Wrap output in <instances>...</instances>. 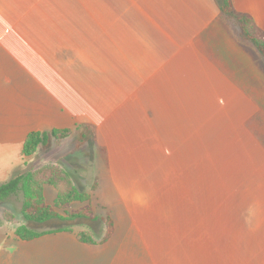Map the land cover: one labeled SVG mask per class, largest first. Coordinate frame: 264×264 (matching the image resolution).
<instances>
[{
	"label": "crops",
	"instance_id": "obj_1",
	"mask_svg": "<svg viewBox=\"0 0 264 264\" xmlns=\"http://www.w3.org/2000/svg\"><path fill=\"white\" fill-rule=\"evenodd\" d=\"M220 2L0 0V183L32 164L31 133L78 134L114 224L104 243L98 220L93 245L82 229L0 247V264H264V110L240 47L216 54L239 85L205 52ZM234 7L264 31V0Z\"/></svg>",
	"mask_w": 264,
	"mask_h": 264
},
{
	"label": "rangeland",
	"instance_id": "obj_2",
	"mask_svg": "<svg viewBox=\"0 0 264 264\" xmlns=\"http://www.w3.org/2000/svg\"><path fill=\"white\" fill-rule=\"evenodd\" d=\"M250 30L255 37L262 41L263 36L260 33L254 28ZM239 47L243 53H245V58H250L251 64L248 62V64L245 63V66L249 67V71L252 73V79L254 81L253 87L256 91L252 92L248 89V86L245 85V83L249 82L246 76L242 77L244 79V88L248 94L253 96V98L261 104V108L264 110V57L254 44L243 37L240 27L233 19H228L226 17V34L224 39H220L218 51L205 52L207 56L217 62L236 84L239 85V60L238 62L236 60V67L234 68L231 64L223 63L216 55L217 52L223 56L233 53L236 55V58H239ZM70 134L71 133L59 135V138H52L51 146L47 150H43L42 147H40L35 155L26 158L29 159V161L33 159L32 164L29 166L21 165L19 170L12 174L33 171L34 178L43 184V196L45 203L49 205H53L59 195V189L53 185H66V183H68L79 193L89 194L91 200L86 203L71 202L68 205L67 211L78 210L89 205L95 215L107 217V212L102 209L101 205H99L95 199L94 193L97 190V181L93 179L91 171L89 141H84L82 140L83 138L80 140L78 134L70 137ZM260 137L263 139L262 135H260ZM60 159L62 161H59ZM24 202L25 197L20 193L16 196H11L6 202L0 204V247H15L16 245H21V247L27 246V241H22L15 235V229L22 224L28 225L36 232L69 230V228L73 230V233L51 235L42 242H31L39 243L44 247H70L69 244L73 241V236L71 234H76L77 230L85 229L94 240L95 237L97 239L98 236L101 235L103 225L100 222H90L87 220H75L73 222L51 220L45 223L25 222L21 214ZM56 211L60 215L65 216L64 210L56 209ZM104 232L106 233V226ZM95 241L97 242V240Z\"/></svg>",
	"mask_w": 264,
	"mask_h": 264
},
{
	"label": "trees",
	"instance_id": "obj_3",
	"mask_svg": "<svg viewBox=\"0 0 264 264\" xmlns=\"http://www.w3.org/2000/svg\"><path fill=\"white\" fill-rule=\"evenodd\" d=\"M219 6L228 19H233L235 23L238 24L243 37L254 44L264 57V31L257 26L254 19L250 15H241L236 12L234 0H221ZM252 28L263 36L262 41L251 33L250 29ZM92 130L93 129H90V131ZM68 133V131L62 133L57 131L31 133L27 137L24 146V157H32L37 153L40 147H47L51 138H59V135H66ZM82 140H84V137ZM42 186L43 184L34 178L33 171L17 172L10 180L0 183V204L6 202L11 196L22 193L25 197V202L22 206L21 214L25 222L45 223L51 220H62L67 222H73L75 220H101L106 226V233L101 243L108 241L113 236L114 224L109 215L107 217L97 216L93 213L89 205L78 210L67 211L68 205L71 202H90L91 196L89 194L79 193L68 183H66V185L54 184L53 186L59 189V195L54 204L49 205L45 203ZM56 209L64 210L65 216L60 215ZM62 231L63 230L40 233L32 230L28 225L22 224L17 227L15 234L23 241H33L46 234ZM65 231L71 232V230ZM77 239L79 242L85 244L93 245L97 243L86 231L79 232L77 234Z\"/></svg>",
	"mask_w": 264,
	"mask_h": 264
}]
</instances>
